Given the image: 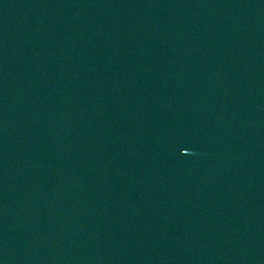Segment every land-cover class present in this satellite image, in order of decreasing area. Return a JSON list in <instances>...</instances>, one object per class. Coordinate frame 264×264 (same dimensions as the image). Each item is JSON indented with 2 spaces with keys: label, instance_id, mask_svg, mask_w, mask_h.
Here are the masks:
<instances>
[{
  "label": "water",
  "instance_id": "95a60500",
  "mask_svg": "<svg viewBox=\"0 0 264 264\" xmlns=\"http://www.w3.org/2000/svg\"><path fill=\"white\" fill-rule=\"evenodd\" d=\"M76 264H264V0H68Z\"/></svg>",
  "mask_w": 264,
  "mask_h": 264
}]
</instances>
